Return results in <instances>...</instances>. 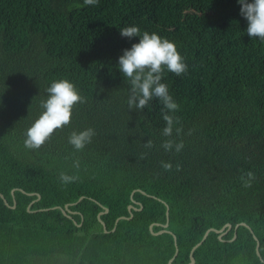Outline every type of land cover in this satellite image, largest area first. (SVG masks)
<instances>
[{"label":"trees","instance_id":"16d2710c","mask_svg":"<svg viewBox=\"0 0 264 264\" xmlns=\"http://www.w3.org/2000/svg\"><path fill=\"white\" fill-rule=\"evenodd\" d=\"M128 26L174 42L188 65L181 76L162 74L179 104L169 113L179 118L171 137L162 135L167 110L158 99L128 109L130 85L117 66L139 41L120 35ZM246 29L237 0H0V262L35 254L72 264H167L173 236L155 233L168 206L172 264H187L203 233L226 223L221 240L208 232L192 264H264L253 237L264 261V41ZM60 79L85 102L73 106L70 124L28 149L25 132ZM87 128L95 135L77 151L68 138ZM166 139L182 140L183 149L166 152ZM62 173L72 181L63 183ZM128 204L141 205L131 218ZM105 208L104 232L97 214ZM240 222L252 232L234 230Z\"/></svg>","mask_w":264,"mask_h":264},{"label":"clouds","instance_id":"9594fccd","mask_svg":"<svg viewBox=\"0 0 264 264\" xmlns=\"http://www.w3.org/2000/svg\"><path fill=\"white\" fill-rule=\"evenodd\" d=\"M240 5V15L247 21V35L250 38H258L264 41V0H237ZM85 6L98 5L99 0H83ZM120 35L128 39L139 37V41L132 43L130 48L123 50V54L118 59V68L128 84V109L143 111L147 108L149 102L154 98L158 99L163 105V120L166 126L162 130L164 137H171L176 124H179V118L170 115V112H176L179 104L174 101L170 95L168 86L162 83V74L165 69L181 76L188 71V65L184 58L178 52L174 42L162 38L159 34L147 31L141 34L138 26H128L120 29ZM48 97L40 102L43 109L40 116L26 130L24 146L31 150H37L50 139L52 134L71 122L73 106L77 103H84L85 98L81 96L74 84L66 79L56 80L46 89ZM181 127H176L177 135L182 133ZM191 131V130H190ZM95 130L87 128L82 131H73L68 142L77 151H81L91 142ZM144 147H153V141L147 140ZM161 147L166 152L179 153L183 147V141L176 142L172 139L163 141ZM145 156L141 154V159ZM161 166L170 171L172 165L170 162H161ZM177 170L180 165L177 164ZM248 179L245 180V187L251 186V180L254 174L247 173ZM72 177L61 174V181L68 183ZM243 179V177H242Z\"/></svg>","mask_w":264,"mask_h":264},{"label":"water","instance_id":"95a60500","mask_svg":"<svg viewBox=\"0 0 264 264\" xmlns=\"http://www.w3.org/2000/svg\"><path fill=\"white\" fill-rule=\"evenodd\" d=\"M134 191H141V190H140L139 188H136V189L132 190V192H131V194H130V197L132 196V193H133ZM11 194L13 195V190H11ZM1 196H2V195H1ZM38 197H39V195H38ZM81 198H82V197H79L77 201H79ZM4 202L6 203V201H4ZM13 206H14V202H13V205H12L11 207H13ZM66 207H67V204L64 205V208H66ZM140 207H141V205H140ZM140 207H139V208H135V207H133L132 204H128V205H127V209H128V212H129V216H128V218H131V216H132V210H133V209H140ZM64 208H63V207H59V209L62 210V212H63L64 214H66V211L64 210ZM106 211H107V209L105 208L103 211H101V212H99V213L97 214V219H98V221H100V223H101V225H102V227H103L104 232L107 231V230H106V226H105L104 222L101 221V219L99 218V216H100L102 213L106 212ZM167 214H168V206H166V221H165V223L160 224L161 229H160L159 231H157L155 234L162 233V232H169L170 234H172V236H173V241H174V253H173L172 257L168 260V264H172V261H173V259L175 258L176 254H177V243H176V237H175V235H174L171 231H169V230L167 229V225H168ZM66 215H67V214H66ZM67 216L70 217L69 214H68ZM124 217H125V216H119L118 218H116V220H115V224H116V222H117V220H118L119 218H124ZM238 225L246 226V227L252 232L250 226L247 225V224L244 223V222H240L239 224H235V226H234V230H236V228H237ZM114 227H115V225H114ZM114 227H113V229H114ZM151 227H152V224L149 225V229H150V231H151ZM230 229H231V224H230V223H226V224H224L220 229H215V228H209V229H207V230L203 233L201 239H200L196 244H194V245L191 247V249L189 250V262H188L187 264H192V263L194 262L193 251H194V249H195L197 246H199V245L204 241V239L206 238V236H207V234H208V232H209L210 230L215 231V232L217 233V235H218V238L221 240V239H222V236H223L228 230H230ZM235 236H236V231H234L233 237H232L230 240H233V239L235 238ZM253 237H254L255 242H256V243H255V253H256L257 257L259 258V260H260L261 262L264 263V261L262 260L260 254H259V251H258L259 241L257 240V238H256L254 235H253Z\"/></svg>","mask_w":264,"mask_h":264},{"label":"rangeland","instance_id":"374dc122","mask_svg":"<svg viewBox=\"0 0 264 264\" xmlns=\"http://www.w3.org/2000/svg\"><path fill=\"white\" fill-rule=\"evenodd\" d=\"M36 255L21 254L17 256V259H11L9 261L0 262V264H72L68 260H65L63 256H51L48 257H35ZM49 259V260H48ZM168 264V262H167Z\"/></svg>","mask_w":264,"mask_h":264}]
</instances>
